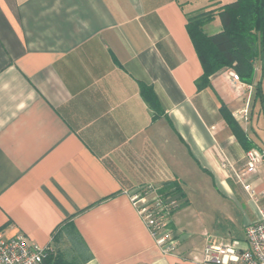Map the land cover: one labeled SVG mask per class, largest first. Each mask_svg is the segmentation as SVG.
<instances>
[{"label":"crops","instance_id":"1","mask_svg":"<svg viewBox=\"0 0 264 264\" xmlns=\"http://www.w3.org/2000/svg\"><path fill=\"white\" fill-rule=\"evenodd\" d=\"M230 1L0 0V229L64 247L75 240L53 232L67 222L82 264H204L208 242L244 240L264 216V161L244 174L255 196L238 177L264 148V52L251 83L223 68L199 88L187 28L212 10L203 29L221 31ZM170 182L182 198L164 254L130 192Z\"/></svg>","mask_w":264,"mask_h":264},{"label":"trees","instance_id":"2","mask_svg":"<svg viewBox=\"0 0 264 264\" xmlns=\"http://www.w3.org/2000/svg\"><path fill=\"white\" fill-rule=\"evenodd\" d=\"M215 11H202L188 16L187 28L201 60L204 73L197 79L199 88L211 84V75L223 68H231L239 74L242 81L251 83L256 60L264 52V0H233L224 4L218 11L222 22V30L207 34L203 24L211 18ZM142 91L153 106L155 95L151 88L143 85ZM222 112L238 138L245 140V133L236 119L226 107ZM251 147H249L250 149ZM163 191L182 198L180 185L170 182ZM68 234L75 241L66 252L61 240ZM53 240L58 247H48V255L42 264H82L88 256L67 222H62L53 232Z\"/></svg>","mask_w":264,"mask_h":264},{"label":"built area","instance_id":"3","mask_svg":"<svg viewBox=\"0 0 264 264\" xmlns=\"http://www.w3.org/2000/svg\"><path fill=\"white\" fill-rule=\"evenodd\" d=\"M233 79L242 83L239 74L231 71ZM247 113V109L243 111ZM264 161V148L252 147L246 152L245 169L239 180L252 196L256 190L244 179V174L255 173ZM163 187L147 183L130 192L131 201L147 225L156 244L164 254L173 253L176 239L172 235L171 218L181 205L177 195L167 194ZM49 248L33 241L26 234H7L0 229V264H42ZM200 261L204 264H264V216L249 224L244 240L220 239L208 242Z\"/></svg>","mask_w":264,"mask_h":264},{"label":"rangeland","instance_id":"4","mask_svg":"<svg viewBox=\"0 0 264 264\" xmlns=\"http://www.w3.org/2000/svg\"><path fill=\"white\" fill-rule=\"evenodd\" d=\"M260 122L262 123V126L264 127V114H262L261 120ZM66 247V252L69 251V247H71L68 243L64 246V248Z\"/></svg>","mask_w":264,"mask_h":264}]
</instances>
